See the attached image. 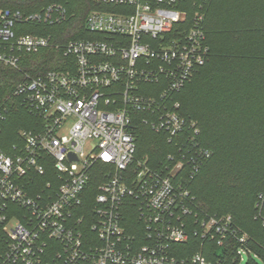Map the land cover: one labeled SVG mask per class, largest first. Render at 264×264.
Masks as SVG:
<instances>
[{"label": "built area", "instance_id": "built-area-1", "mask_svg": "<svg viewBox=\"0 0 264 264\" xmlns=\"http://www.w3.org/2000/svg\"><path fill=\"white\" fill-rule=\"evenodd\" d=\"M208 1L196 0L192 24L177 39L169 33L187 18L178 0H96L109 8L87 17L96 37L65 44L23 33L27 23H63V5L0 9V65L20 74L0 95V264H227L228 252L250 264L258 257L233 216L201 209L184 183V169L191 178L211 156L174 99L209 57ZM54 46L65 56L56 69L38 76L23 69L27 54ZM17 100L36 123L10 137ZM136 111L155 132L181 140L178 156L157 167L136 157ZM257 208L264 224V190ZM193 239L202 240L200 249L178 256ZM214 245L227 254L215 255Z\"/></svg>", "mask_w": 264, "mask_h": 264}, {"label": "trees", "instance_id": "trees-1", "mask_svg": "<svg viewBox=\"0 0 264 264\" xmlns=\"http://www.w3.org/2000/svg\"><path fill=\"white\" fill-rule=\"evenodd\" d=\"M52 3L65 7L66 20L58 25L27 23L23 33L52 35L54 44L92 39L96 35L86 27L88 15L95 9H109L96 0H0V9L31 13ZM176 8L186 11L187 18L174 26L169 37L181 39L198 7L196 0H178ZM204 12L209 57L174 99L182 115L196 121L200 134L195 142L210 150L211 156L191 178L186 167L184 183L207 213L231 214L248 235L246 246L264 262V224L257 217L258 194L264 190V0H209ZM64 59L63 49L54 46L27 54L22 67L38 76L56 69ZM13 76L20 74L0 65V95L13 89L17 81ZM144 116L141 111L133 113L136 157L157 167L169 154L178 156L176 143L181 140L169 141L164 133L155 132L144 124ZM35 123L36 117L17 100L5 135L11 137ZM201 242L191 240V249L179 251L178 256L200 249ZM214 248L215 255L227 254L225 246ZM225 258L227 264L239 263L232 252Z\"/></svg>", "mask_w": 264, "mask_h": 264}, {"label": "rangeland", "instance_id": "rangeland-1", "mask_svg": "<svg viewBox=\"0 0 264 264\" xmlns=\"http://www.w3.org/2000/svg\"><path fill=\"white\" fill-rule=\"evenodd\" d=\"M247 260H248V256L246 255L244 256V259L241 262V264H246ZM250 264H263V261L260 258L255 257L253 262H251Z\"/></svg>", "mask_w": 264, "mask_h": 264}]
</instances>
